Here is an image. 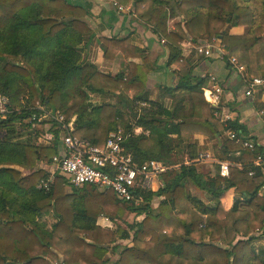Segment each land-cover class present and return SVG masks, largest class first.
Segmentation results:
<instances>
[{"label":"trees","instance_id":"16d2710c","mask_svg":"<svg viewBox=\"0 0 264 264\" xmlns=\"http://www.w3.org/2000/svg\"><path fill=\"white\" fill-rule=\"evenodd\" d=\"M133 3L136 15L170 43L177 80L162 87V98L170 97L171 107L151 98L139 66L111 74L82 61L81 45L91 32L84 7L67 0H0V93L10 99V111L0 115V264H264V236L257 235L264 227V165L230 166L229 177L221 176L219 165L213 174L183 165L161 174L163 185L146 192L138 206L111 190L76 188L60 174L49 188L39 187L60 152V137L55 126L43 134L46 141L41 137L38 126L45 122L31 119L38 102L60 110L69 122L75 118L73 134L96 145L122 128L126 152L139 164L198 158L202 150L190 142L192 134L221 138L230 160L264 158L258 143L245 147L229 137L233 131L247 139V129L221 120L220 108L201 89L206 78L194 75L181 45L188 38L197 45L221 36L227 52L255 77L264 64V0H176L184 20L173 30L170 0ZM235 26L248 31L230 34ZM103 41L108 59L129 45L128 38ZM133 49V55L145 56ZM104 95L115 101H95ZM139 127L143 131L136 133ZM190 184L205 196L189 190ZM232 188L235 202L226 210L221 197ZM132 215L143 217L130 221ZM101 217L114 225L102 226Z\"/></svg>","mask_w":264,"mask_h":264},{"label":"crops","instance_id":"0c3cea01","mask_svg":"<svg viewBox=\"0 0 264 264\" xmlns=\"http://www.w3.org/2000/svg\"><path fill=\"white\" fill-rule=\"evenodd\" d=\"M67 1L74 5L82 6L89 11L84 20L90 27L91 32L87 34L85 41L81 45L82 61L95 64L101 72L111 74L129 73L136 66H139L145 75L147 90L151 94V98L162 99L166 106L171 107L173 100L168 96L162 98V87L175 85L177 80V76L174 73L177 66L175 64L169 65L170 43L167 37L156 32L152 25L144 22L136 15L133 0H130L128 4L118 0ZM114 1H118L127 9L120 11L114 5ZM170 3L172 10L169 11L168 27L173 30L175 23L184 20V15L180 13L176 0H170ZM247 31L246 26H235L230 28L229 33L243 35ZM105 37L128 38L129 45L114 49V57L108 59L105 57V49H107V44L103 41ZM217 38L219 39L220 48L211 57L198 54L195 49L198 44H193L191 38H188L181 44L183 57L191 61V65L194 67V75L206 78V85L201 89L207 101L213 106L220 108L219 116L221 120L239 121L247 129V139L253 140L264 147V89H257L250 96L245 94L246 83L242 75L229 63V57L233 55H230L224 48L221 36ZM134 47L138 50H144L145 56L133 55L135 53ZM263 75L264 64L260 67V72L256 76ZM215 85L222 88L219 95L215 93ZM209 91L218 96L217 101H210L212 98ZM102 97H99V99H106V97ZM94 98L96 99L97 97ZM110 100L114 102L115 98L112 97ZM135 131L136 133H141L143 129L139 127ZM190 142L197 143L202 150L200 155H204V157L199 155L198 158L192 160L185 157L181 163L200 165L205 174H213L216 166H220V161H229L231 166H236L240 169H242V165H257L256 161L246 163L225 158L222 153L221 138L209 140L203 135L192 134ZM59 144L61 150V143ZM234 155H239V152ZM260 165H264V163ZM159 200L158 198L157 204ZM234 202L235 190L232 188L221 197V203L226 210H230ZM101 220L108 219L101 217L98 222L102 225ZM102 226L112 227L113 225Z\"/></svg>","mask_w":264,"mask_h":264},{"label":"built area","instance_id":"2783aa9c","mask_svg":"<svg viewBox=\"0 0 264 264\" xmlns=\"http://www.w3.org/2000/svg\"><path fill=\"white\" fill-rule=\"evenodd\" d=\"M114 5L120 11L127 9L117 1H114ZM162 41L165 42L164 39ZM219 48V39L213 37L211 40L198 44L195 49L198 54L211 57ZM229 63L242 75L246 83L245 94L247 96L252 95L257 89H264V75L250 76L247 67L240 63L236 56H230ZM214 90L219 95L222 88L215 85ZM209 93L212 98L211 102L218 100V96L212 91H209ZM33 108L37 112H34L31 118L32 121H36V123L45 122L47 129L55 126L59 130L62 147L59 154L53 157L49 170L50 175L39 184L40 188H49L56 174H60L76 188L89 184L101 191L111 190L120 201L133 202L138 206L145 203L144 194L146 192L155 191L163 185L160 180L161 174L186 165V162L169 165L158 159H150L142 164L136 163L133 156L126 152L124 146L126 134L122 128L119 127L111 131L103 145H96L87 138L74 135L72 122L67 121L60 110H54L39 102ZM9 111L10 99L0 93V115H5ZM36 123H34V126ZM228 135L245 147L253 146L252 140L239 137L233 131H230ZM200 157H204V155H200ZM256 163L257 165L264 163V158H259ZM230 166L229 161H220L219 171L221 176L229 177ZM242 166V169L247 168L245 165ZM259 195L264 196V185L260 189ZM257 235L264 236V227L257 231Z\"/></svg>","mask_w":264,"mask_h":264},{"label":"rangeland","instance_id":"374dc122","mask_svg":"<svg viewBox=\"0 0 264 264\" xmlns=\"http://www.w3.org/2000/svg\"><path fill=\"white\" fill-rule=\"evenodd\" d=\"M103 97H106V99H102V100H100L99 99V97H97L96 99H95V101H97L98 103H103V102H112L113 100H110V98L112 99V97H110V96H106V95H104ZM102 97V98H103ZM21 98H23V96L21 97ZM25 102H27L28 100H29V98H28V96H25ZM23 102V101H22ZM20 103H21V99H20ZM24 103V102H23ZM38 128H40L41 129V131H42V135H41V137L43 136V134L44 133H46L47 132V128H46V126H45V124L44 125H39L38 126ZM45 141H46V139L44 138V136L42 137ZM43 139H42V141H43ZM44 142V141H43ZM181 161H184V159H182ZM181 163V162H180ZM41 165H43V163H40ZM47 169L48 170H50V167H47ZM23 172L26 174L27 172H26V170H23ZM57 175V174H56ZM188 188H189V190H191V191H193V192H195V193H197L198 195H200V196H202L203 197V191L201 190V189H199L198 187H196L195 185H193V184H190L189 186H188ZM158 201V197L157 198H154V200L152 201V204L154 205V206H156L157 205V202ZM142 217L143 216H139V217H136V216H134V215H132L129 219H130V221H133V220H135V219H137V220H141L142 219ZM102 221V225H114V223H112V222H110V221H108V220H101ZM121 225H126L125 223H121ZM125 243H128V241H123L122 242V244H125ZM259 243H264V241H259Z\"/></svg>","mask_w":264,"mask_h":264}]
</instances>
